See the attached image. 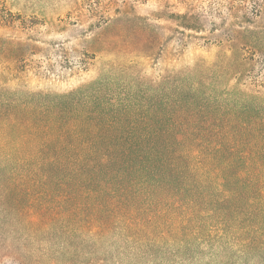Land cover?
Instances as JSON below:
<instances>
[{
  "label": "trees",
  "instance_id": "16d2710c",
  "mask_svg": "<svg viewBox=\"0 0 264 264\" xmlns=\"http://www.w3.org/2000/svg\"><path fill=\"white\" fill-rule=\"evenodd\" d=\"M190 75L163 108L105 79L0 99V168L27 186L0 264H264V107Z\"/></svg>",
  "mask_w": 264,
  "mask_h": 264
},
{
  "label": "rangeland",
  "instance_id": "374dc122",
  "mask_svg": "<svg viewBox=\"0 0 264 264\" xmlns=\"http://www.w3.org/2000/svg\"><path fill=\"white\" fill-rule=\"evenodd\" d=\"M189 71L224 104L264 107V0H0V99L42 104L105 79L123 102L163 108ZM9 175L0 168V255L27 198Z\"/></svg>",
  "mask_w": 264,
  "mask_h": 264
}]
</instances>
